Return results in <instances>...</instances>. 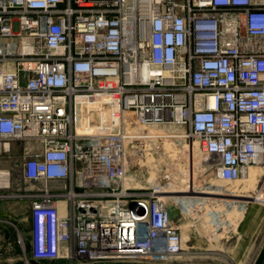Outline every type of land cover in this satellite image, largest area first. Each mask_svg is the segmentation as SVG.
I'll list each match as a JSON object with an SVG mask.
<instances>
[{"label": "built area", "instance_id": "obj_1", "mask_svg": "<svg viewBox=\"0 0 264 264\" xmlns=\"http://www.w3.org/2000/svg\"><path fill=\"white\" fill-rule=\"evenodd\" d=\"M166 136L215 180L264 170V0H0V200L30 202L31 261L173 264L189 195L125 185Z\"/></svg>", "mask_w": 264, "mask_h": 264}, {"label": "rangeland", "instance_id": "obj_2", "mask_svg": "<svg viewBox=\"0 0 264 264\" xmlns=\"http://www.w3.org/2000/svg\"><path fill=\"white\" fill-rule=\"evenodd\" d=\"M76 97L74 99L75 128L79 132L88 133L92 129L87 114L90 97L88 95ZM78 100L85 107L83 120L86 126H83L84 123L81 124L77 121L79 117ZM162 145L165 157L169 163H172L171 165H166V160H161L156 154H152L142 159V161L139 160L138 163L131 164L129 174L142 175L144 178H147L149 171L155 169L156 179L158 180L161 174L170 172L171 181L174 182L170 186L165 187V189H169L172 192L168 193L169 196H180L181 194L178 191L188 190L191 185L201 191L220 190L223 193H235L244 196L234 198V200L232 199L223 204L220 202V198L228 197H224L223 195L215 196L211 191H206L209 193L202 192L201 194H197L196 190L194 192L195 195L189 194L190 198L188 200L191 202V205L189 206V211L184 214L180 212L179 206L174 200H169L171 217L180 227L183 247L182 252L173 264H250V260L253 257L252 247L245 246L244 251L235 258L234 256L232 258L230 252H226V249L236 245L237 240L235 237L242 235L244 231L248 230L245 228V224L251 217L250 215H255L258 222L255 223V228L249 231L255 232L254 234L257 235V239L264 237V190L259 188L261 181L253 184L251 187H246L243 180L233 183L215 180L207 174L205 168L197 164L201 157L197 151L195 152V164H192L190 167V162L186 158L190 146H188L187 141H184V139L177 140L166 136ZM22 159V156L15 155L9 159L2 158L0 161L2 168L9 164L12 165L13 176L20 183L23 181L19 178L18 167ZM159 161L160 163L157 165ZM261 170L262 172L264 171L262 168ZM156 179L155 182H157ZM25 184L28 185L29 183ZM256 193L259 196H256L254 199L248 196V194ZM184 195L187 194L185 193ZM258 197L261 198L258 200ZM18 205L21 215L19 216V220L13 222L14 226L0 219V264H33V261L30 260L31 254L28 246L31 228L29 217L30 202L28 199L20 200L18 201ZM18 230L25 242V250L17 243ZM222 234L234 238L229 239L225 245H221L219 237ZM261 251L264 253V243Z\"/></svg>", "mask_w": 264, "mask_h": 264}, {"label": "crops", "instance_id": "obj_3", "mask_svg": "<svg viewBox=\"0 0 264 264\" xmlns=\"http://www.w3.org/2000/svg\"><path fill=\"white\" fill-rule=\"evenodd\" d=\"M12 153L17 155L20 153V147L17 144L12 145ZM7 159V158H6ZM8 162V160H7ZM9 166V165H8ZM21 215L20 207L18 205V201L11 200H0V219L1 221L9 222L13 226L15 225L13 222L19 220V216ZM251 217L247 220L246 231L243 232L242 235H238L236 238L237 244L233 247H228L226 252H230V256L233 258L239 256L243 251L245 246L252 247L253 249V257L250 260V264H264V253H262L261 248L264 243V237L257 239V235L255 232H250L255 228V223L257 221V217L255 215H250ZM8 219V220H7ZM251 228V229H250ZM264 236V235H263ZM215 238V237H214ZM234 237H229L228 235H221L219 237V241H221V245H225L229 239ZM257 242V243H256ZM251 245V246H250ZM249 252V249H248ZM229 254V253H228ZM263 254V255H262Z\"/></svg>", "mask_w": 264, "mask_h": 264}, {"label": "bare ground", "instance_id": "obj_4", "mask_svg": "<svg viewBox=\"0 0 264 264\" xmlns=\"http://www.w3.org/2000/svg\"><path fill=\"white\" fill-rule=\"evenodd\" d=\"M78 116L79 117H78L77 121H79L81 124H83L85 121L83 120L84 110L82 109V107H81V109H78ZM83 126H85V123L83 124ZM195 152H196L195 149L189 148V151H188V153L186 155L187 156L186 157L187 158V161L190 162V167L192 166V164H195V161H196L195 160ZM165 160L167 162L166 165H171L172 164V163H169V161L167 160V158ZM149 163H150V161H149ZM159 163H160V161L157 162V165ZM157 165H156V167H158ZM153 168H155V167H153ZM190 170H191V168H190ZM262 174H263V172H262L261 168H258V167H250L249 168V171H248V175L246 177H244V178H241V179L237 180V181L243 180V181H245V185L244 186L251 187V186H253V184H256L258 182V180H259V178H260V176ZM155 179H156L155 169L149 171V174H148L147 178H144L142 175L129 174L128 173L126 175V178H125V185L126 186H131V187L150 186V185H152V184L155 183ZM240 188H241V186H240ZM196 190H197V194H201L202 192L209 193V192H206V191H211V190H202L201 191V190H199V189L191 186V187L188 188V190H181V191H178V192L181 195H184L185 193L187 195H189V194L195 195L194 192ZM164 193H165V195H168V193H172V192L171 191H167V192H164ZM211 193H213V195H215V196H217V195L218 196L223 195L224 197H228V198H220L221 199L220 202H222L223 204L227 203L228 201H231L232 199L234 200V198L244 197L241 194L223 193L220 190L219 191H211ZM257 193L256 194H248V196L251 197L252 199H254V198H256V196H259V194H257ZM246 198H247V196H246ZM260 198L261 197H258L257 199L259 200Z\"/></svg>", "mask_w": 264, "mask_h": 264}, {"label": "water", "instance_id": "obj_5", "mask_svg": "<svg viewBox=\"0 0 264 264\" xmlns=\"http://www.w3.org/2000/svg\"><path fill=\"white\" fill-rule=\"evenodd\" d=\"M4 264H7V263H4ZM33 264H39V263L33 261ZM62 264H77V263H62ZM96 264H122V263H96Z\"/></svg>", "mask_w": 264, "mask_h": 264}]
</instances>
